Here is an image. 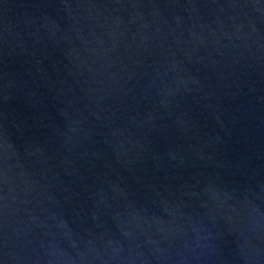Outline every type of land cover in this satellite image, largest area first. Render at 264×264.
<instances>
[{
	"label": "water",
	"instance_id": "water-1",
	"mask_svg": "<svg viewBox=\"0 0 264 264\" xmlns=\"http://www.w3.org/2000/svg\"><path fill=\"white\" fill-rule=\"evenodd\" d=\"M0 264H264V0H0Z\"/></svg>",
	"mask_w": 264,
	"mask_h": 264
}]
</instances>
